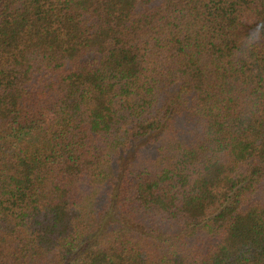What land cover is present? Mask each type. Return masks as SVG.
<instances>
[{
	"label": "trees",
	"instance_id": "16d2710c",
	"mask_svg": "<svg viewBox=\"0 0 264 264\" xmlns=\"http://www.w3.org/2000/svg\"><path fill=\"white\" fill-rule=\"evenodd\" d=\"M0 264H264V0H0Z\"/></svg>",
	"mask_w": 264,
	"mask_h": 264
}]
</instances>
